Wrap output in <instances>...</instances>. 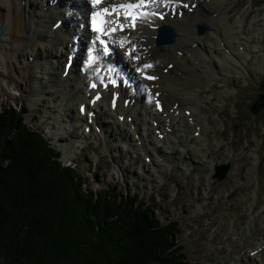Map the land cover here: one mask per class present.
<instances>
[{"label":"bare ground","instance_id":"obj_1","mask_svg":"<svg viewBox=\"0 0 264 264\" xmlns=\"http://www.w3.org/2000/svg\"><path fill=\"white\" fill-rule=\"evenodd\" d=\"M2 1L0 0V22L3 25L0 55L4 56L6 65V55L19 60L23 46L30 45V57L33 59L32 63L28 64V69L20 76V90L25 94L26 101L33 104L39 102L42 107L48 109L52 124L56 125L55 128L52 127L55 135L65 141L67 137L62 134L70 136L75 129L72 126L73 121L84 120L85 128L89 126L86 117L80 116L78 110L74 115L69 112V109H72L69 105H77L78 108L83 102L88 103V82L91 78L98 79L101 76L96 72V68H117L113 77L119 80L120 84L114 89L100 91L103 97L93 109L95 118L91 131L85 133V136L105 137L103 128L109 129L116 123L118 139L129 138L138 148L146 149L152 136L157 140L155 144H151L152 149L156 150L152 160L156 168L164 165L165 160L168 163L174 147L181 149L180 152L176 151V156H183L185 149L193 146L196 149L194 157L198 158L197 155H200V158L206 159V155L199 148L207 138L206 135L202 136L201 132L206 133L209 124L208 112L204 109L206 98L202 94L210 89L217 98L222 99L229 93L227 89L223 90V85L227 84L229 77L248 76L252 68L260 72L264 70V11L255 12L246 24L250 13L248 10L238 16H229L230 12H235L230 9L237 0H171V5L159 0L155 5L157 10L164 11L167 7L169 9L162 22L148 14L141 17L134 28L126 24L123 32L117 30L111 33L109 39L112 58L108 60L99 55L94 63L86 62L88 49L97 47L93 43V34L87 29V12L92 9L88 0H8L9 5L2 4ZM124 1L130 0H112L111 3ZM177 2L195 3L196 7H189L190 10L179 6L174 8L173 4ZM4 14L9 15L8 27ZM58 21H62V25L54 29L53 26ZM237 21L240 24H237ZM178 24L183 27L177 31L173 26ZM26 25L31 27L29 33L25 31ZM161 25L173 30V43L159 44L156 40ZM199 27L205 29L203 34L198 32ZM74 48H78L79 52H75ZM55 50L58 52H54ZM81 52L86 55L84 59L82 54L79 55ZM126 52L128 56L125 55ZM70 54L73 64L65 74V56ZM149 64L151 68L143 67ZM138 67L142 68V73L136 71ZM169 70L175 72L171 76L175 78L173 83L167 84L157 79L160 71ZM84 71L85 75H82ZM142 74L152 79H144ZM29 75L31 76L28 79ZM73 77H76L79 90L72 85ZM27 81H30V87L25 86ZM124 81L126 85L123 84ZM217 84L222 85L218 88ZM110 92L118 95L117 106L113 111L109 105ZM181 92L184 94V98L180 100L182 107L175 102L180 98ZM71 93L75 96L74 103H67ZM142 94L146 98V104L143 113L139 114L137 107ZM153 95H157V99L163 102L164 109L161 113L154 109L151 100ZM127 99L131 102L134 100L133 104L128 102L125 106ZM105 107L112 113L111 117L105 116L102 109ZM66 110L68 111L65 112ZM90 111L92 109L87 106V112ZM186 111H190L188 116L185 115ZM128 117L130 122L127 121ZM138 118L142 120L139 121ZM103 119L110 122H103ZM155 122L156 127L153 125ZM96 128H100L99 133ZM137 129L139 130L135 135ZM156 130L162 135L160 140L154 133ZM130 134H133L132 137ZM75 137L83 139L78 134ZM156 156H162V161L156 162ZM66 159H69V156ZM223 163L224 160H221L220 164ZM207 164L210 169L219 165L212 159L207 160ZM246 183L251 185V190L255 192L253 185L256 178L253 173L248 172ZM249 208L253 209V206L249 205ZM248 229L254 242L252 252L256 251L255 257L264 263V205L262 211L252 217ZM253 261L255 260H250L249 257L245 259L246 264Z\"/></svg>","mask_w":264,"mask_h":264},{"label":"rangeland","instance_id":"obj_2","mask_svg":"<svg viewBox=\"0 0 264 264\" xmlns=\"http://www.w3.org/2000/svg\"><path fill=\"white\" fill-rule=\"evenodd\" d=\"M1 3L9 5L8 0ZM233 9L235 12H230L229 16H238L248 10V24L255 12L264 11V0H237L230 10ZM4 18L8 27L9 15L4 14ZM182 27V24L173 26L177 31ZM25 31H31L30 25H26ZM31 55L29 44L23 46L19 60L6 55V65L4 56L0 55V111L8 105L16 106L29 128L40 132L60 152L58 162L63 166L71 165L82 176L84 191L94 194L97 190L115 188L121 195L138 196V206H153L152 213L160 225L177 222L175 239L188 264H246L248 257L255 260L250 264H264L250 254L254 242L248 229L252 217L261 212L264 205V113L252 114L253 104L263 85L264 70L260 72L252 68L248 76L229 77L227 84L223 85V90L227 89L229 93L222 99L210 89L202 94L206 98L204 109L208 112L209 124L207 132H201L207 138L199 148L207 160L219 163L216 168L227 169L225 177L218 180L216 168L210 169L205 157H194L196 149L193 146L187 147L181 157L175 155L181 149L174 147L168 163L165 160L164 165L156 168L152 164L156 150L151 144L157 140L151 136L146 149L138 148L129 138L118 139V123L109 129L103 128L105 137H92L85 136L84 120L73 121V132L70 136L62 134L67 139L60 140L54 133L56 125L52 124L48 109L39 102L26 101L20 90V76L32 63ZM172 73L175 72L160 71L157 79L171 84L175 80ZM73 78L72 85L76 86V77ZM221 85L217 84V87ZM25 86L30 87V81ZM76 89L79 90L77 86ZM74 97V93L69 94L67 103H74ZM183 98L181 92L180 98L175 100L180 107ZM145 104L146 98L142 94L137 113H143ZM69 108H72L69 109L72 115L77 114V105H69ZM102 109L105 116L111 117L108 108ZM76 134L83 139L76 138ZM146 157L151 158L149 164L145 162ZM161 157L156 156V162L162 161ZM221 160H224L223 164H220ZM248 172L256 178L255 192L246 183Z\"/></svg>","mask_w":264,"mask_h":264},{"label":"trees","instance_id":"obj_3","mask_svg":"<svg viewBox=\"0 0 264 264\" xmlns=\"http://www.w3.org/2000/svg\"><path fill=\"white\" fill-rule=\"evenodd\" d=\"M253 105L264 113V77ZM59 157L22 112L0 111V264H188L177 222L115 188L87 193Z\"/></svg>","mask_w":264,"mask_h":264},{"label":"snow or ice","instance_id":"obj_4","mask_svg":"<svg viewBox=\"0 0 264 264\" xmlns=\"http://www.w3.org/2000/svg\"><path fill=\"white\" fill-rule=\"evenodd\" d=\"M152 2H156V0H152ZM171 2V0H161V3H169ZM89 3L93 5V7H95L97 4L100 3V0H89ZM143 3V0H139V2L137 4H126V5H120L119 7L121 9H124L125 10V18H124V21L123 22H120L118 18L116 19H110L108 21H104V20H100L98 22L97 18L98 16H103L104 14H108L109 16H111V13H108L107 10H105V12H102V13H96V12H93L92 13V18H93V31L98 33V34H102V35H107L108 32H115L117 30H123L125 25L128 24L129 22V18L131 19L132 21V27H135V21L137 19V16L134 15L131 11H129V9H134V8H138L140 7V5ZM185 7H187L185 5ZM161 19H163V16L160 17ZM107 25V26H105ZM97 40L100 41L101 44H104L105 41L102 40L100 38V35H97ZM121 47H123V44L121 45ZM92 52H93V49L92 48H89L88 50V53H89V61L88 63H94L95 62V57H93L92 55ZM105 54H110L108 52V49L107 47H105ZM126 55H128V53L126 52L125 53ZM133 59H135V57H132ZM144 68H148V67H151V65H144L143 66ZM137 72H140L142 73V68H137L136 69ZM147 79H152V77H146ZM114 83V81H113ZM93 87H95V85H93Z\"/></svg>","mask_w":264,"mask_h":264},{"label":"water","instance_id":"obj_5","mask_svg":"<svg viewBox=\"0 0 264 264\" xmlns=\"http://www.w3.org/2000/svg\"><path fill=\"white\" fill-rule=\"evenodd\" d=\"M159 33H160L159 39H158L159 44L172 43L173 42V35L171 34L169 27H163L159 31ZM199 33L200 34L202 33L200 28H199ZM1 34H2V24L0 22V36H1ZM226 171H227V169L217 168L216 178L218 180H222L225 177Z\"/></svg>","mask_w":264,"mask_h":264}]
</instances>
